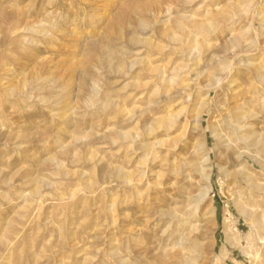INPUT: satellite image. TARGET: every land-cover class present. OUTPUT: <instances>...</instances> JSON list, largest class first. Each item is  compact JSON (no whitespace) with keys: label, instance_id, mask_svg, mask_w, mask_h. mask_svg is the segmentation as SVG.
<instances>
[{"label":"rangeland","instance_id":"rangeland-1","mask_svg":"<svg viewBox=\"0 0 264 264\" xmlns=\"http://www.w3.org/2000/svg\"><path fill=\"white\" fill-rule=\"evenodd\" d=\"M245 1L0 0V264H264Z\"/></svg>","mask_w":264,"mask_h":264},{"label":"bare ground","instance_id":"bare-ground-1","mask_svg":"<svg viewBox=\"0 0 264 264\" xmlns=\"http://www.w3.org/2000/svg\"><path fill=\"white\" fill-rule=\"evenodd\" d=\"M246 2V10L247 9H249L250 8V6H252L253 5V3H254V0H246L245 1ZM242 12V11H241ZM240 12V13H241ZM243 13H245V12H243ZM261 20L264 22V18L262 19L261 18ZM222 21V20H221ZM262 23V22H261ZM180 28V27H179ZM186 35H188V34H186ZM187 39H188V37H187ZM241 39V38H240ZM197 40V39H196ZM191 41H194V38H193V40H191ZM251 66V65H250ZM228 68V65L227 64H223L221 67H220V69L221 70H225V69H227ZM230 68H231V66H230ZM230 70H232V68L230 69ZM225 72V71H224ZM223 73V72H222ZM226 73V72H225ZM257 75V76H256ZM256 77H257V79L259 80V81H262V80H264V76L260 73V71L257 69L256 70ZM233 83V82H232ZM215 84V83H214ZM230 85V84H229ZM235 90V89H234ZM235 93V92H234ZM188 97L190 96V95H187ZM201 102V101H200ZM203 103V102H202ZM205 106V105H204ZM196 110H198V109H196ZM202 113V112H201ZM201 113H199V114H201ZM248 117H251V116H248V113H243L240 117H238V118H236V119H242V121H244V120H246ZM226 125H228V127H230L232 130H233V134L236 136V138L237 139H239V140H243V141H250V139L254 136V135H251V134H249V135H240L239 134V131L241 130V128L242 127H238V126H234V125H232V123H230L229 122V119H228V117H227V121H226ZM232 134V135H233ZM217 136H220V135H217ZM216 137V136H215ZM218 138V137H217ZM223 139L224 138H226V137H222ZM227 139V138H226ZM253 139H254V137H253ZM251 143V142H250ZM229 144V143H228ZM254 144H256V145H259L260 146V149H261V151H263L264 152V138L263 137H259L258 139H255V143ZM256 149V148H255ZM256 151H258V150H256ZM249 153V152H248ZM258 153V152H257ZM247 154V153H246ZM249 156V155H248ZM258 156V155H257ZM252 184V183H251ZM260 186L259 185H256V189L257 188H259ZM261 188H262V186H261ZM205 195L206 194H203V195H200V198H199V201H202V199H204V197H205ZM256 220V219H255ZM260 220V219H259ZM258 220V226L259 225H264V219H261L260 221ZM257 221V220H256ZM261 227V226H260ZM259 227V228H260ZM184 235V234H183ZM181 238V237H180ZM183 241H185L186 243H189L190 245H193V246H196V243H195V241L194 240H192L191 238H190V236H188V235H184V236H182V238H181ZM181 240V241H182ZM223 256H221V258H222Z\"/></svg>","mask_w":264,"mask_h":264}]
</instances>
